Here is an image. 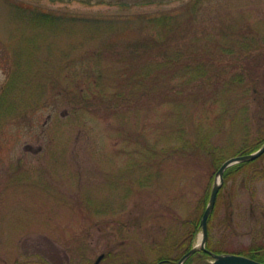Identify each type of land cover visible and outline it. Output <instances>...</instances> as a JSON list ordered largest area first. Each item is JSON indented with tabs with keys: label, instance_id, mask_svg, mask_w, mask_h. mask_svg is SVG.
Listing matches in <instances>:
<instances>
[{
	"label": "rangeland",
	"instance_id": "1",
	"mask_svg": "<svg viewBox=\"0 0 264 264\" xmlns=\"http://www.w3.org/2000/svg\"><path fill=\"white\" fill-rule=\"evenodd\" d=\"M201 1L0 0V264L198 243L217 164L264 138V0ZM208 228L213 249L264 244V154Z\"/></svg>",
	"mask_w": 264,
	"mask_h": 264
},
{
	"label": "water",
	"instance_id": "2",
	"mask_svg": "<svg viewBox=\"0 0 264 264\" xmlns=\"http://www.w3.org/2000/svg\"><path fill=\"white\" fill-rule=\"evenodd\" d=\"M93 1V0H92ZM111 2H120V3H125V4H132V3H141V2H161V1H170V0H109ZM264 153V143L261 145L259 149H257L254 152L248 153V154H243V155H238V156H233L231 158H228L226 161L223 162V164L219 167V169L216 172V178L213 183L211 193H210V198L209 202L202 214L201 217V236H200V241L198 244L193 246L188 252H186L182 258L179 260L178 264H183L186 259H188L194 252L197 250H206L212 257L213 260L211 261L210 264H264V262L258 261L254 258L248 257L243 254H238V253H216L210 249H207L206 243L208 239V220L209 216L214 209L218 192L220 187L222 186L224 182V172L225 170L230 167L231 165L242 162V161H248V160H253L260 155ZM103 255H100L97 259V261L94 264H98V262L101 260Z\"/></svg>",
	"mask_w": 264,
	"mask_h": 264
},
{
	"label": "trees",
	"instance_id": "3",
	"mask_svg": "<svg viewBox=\"0 0 264 264\" xmlns=\"http://www.w3.org/2000/svg\"><path fill=\"white\" fill-rule=\"evenodd\" d=\"M199 3V2H202L201 0H194V3ZM193 8L195 9L196 8V6H193ZM160 23H163V24H172V22H170L169 20H168V18L166 17V16H163V18L162 19H160V21H159ZM244 69H245V71L247 72L248 70L246 69V67H243ZM243 69V70H244ZM243 70H239L238 68L236 69V71L238 72V74H237V76L238 77H244L245 76V72L243 73L242 71ZM248 73V72H247ZM249 74H250V72H249ZM248 79H256V78H254V76H253V74H250L249 75V77H248ZM264 142V138L263 139H261V141L259 142V143H257L256 145H254L252 148H249L248 150H246V151H244L243 152V154L244 153H250V152H253L254 150H256V149H258L259 147H260V145L262 144ZM255 160H252V161H247V162H240V163H237V164H235V165H233V166H231V167H229L227 170H226V172H225V174H224V178H226L227 179V177L229 176V173L231 172V171H234V170H237L239 167H241V166H243V165H245V164H250V163H252V162H254ZM221 163L222 162H219L218 164H217V166H220L221 165ZM209 198V194H207V198L205 199V201H204V203H203V205H204V208L206 207V204H207V202H208V199ZM198 227H200V219H197V221H196V228H198ZM184 241V244H185V250H184V252H183V254L185 253V252H187L191 247H192V245H193V243H191V241H186V239H184L183 240ZM262 245H254V246H251V247H249L248 249H246V250H242L240 253H243V254H246V255H248V256H250V257H253V258H255V259H258V260H260V261H264V250H262ZM208 248H212L209 244H208ZM213 249V248H212ZM215 251H217V252H223L222 250H218V249H214ZM259 250V251H258ZM182 256V255H181ZM180 256V257H181ZM180 257H178V258H176V259H173V258H168V257H165V256H162V257H160L159 259H158V261L155 263V264H157L158 262H161L160 264H177V262H178V260H179V258ZM204 257H210L209 256V254L206 252V251H204V250H200V251H197L195 254H193L192 256H190L186 261H185V263L184 264H192V261L194 260V259H200V258H204ZM167 259V260H166ZM206 264H209V262H207Z\"/></svg>",
	"mask_w": 264,
	"mask_h": 264
},
{
	"label": "flooded vegetation",
	"instance_id": "4",
	"mask_svg": "<svg viewBox=\"0 0 264 264\" xmlns=\"http://www.w3.org/2000/svg\"><path fill=\"white\" fill-rule=\"evenodd\" d=\"M263 247H262V250H264V244H261ZM259 251V250H258ZM167 260V259H166ZM161 262H158L157 264H160Z\"/></svg>",
	"mask_w": 264,
	"mask_h": 264
}]
</instances>
